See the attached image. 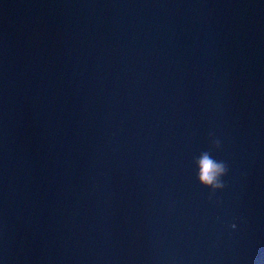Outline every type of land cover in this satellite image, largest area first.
<instances>
[{
  "label": "water",
  "instance_id": "water-1",
  "mask_svg": "<svg viewBox=\"0 0 264 264\" xmlns=\"http://www.w3.org/2000/svg\"><path fill=\"white\" fill-rule=\"evenodd\" d=\"M0 264H264V0H0Z\"/></svg>",
  "mask_w": 264,
  "mask_h": 264
},
{
  "label": "clouds",
  "instance_id": "clouds-1",
  "mask_svg": "<svg viewBox=\"0 0 264 264\" xmlns=\"http://www.w3.org/2000/svg\"><path fill=\"white\" fill-rule=\"evenodd\" d=\"M211 138L212 134H210V140ZM212 147L218 150L220 141L218 139L212 140ZM194 164L198 170L199 184L206 189H210L212 195L225 188L223 177L228 173V166L224 161L215 159L211 151H204L194 160Z\"/></svg>",
  "mask_w": 264,
  "mask_h": 264
}]
</instances>
